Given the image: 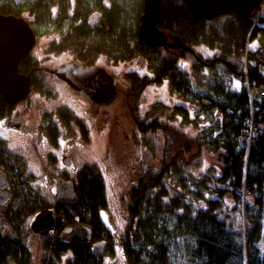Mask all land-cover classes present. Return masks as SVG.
Wrapping results in <instances>:
<instances>
[{
  "label": "flooded vegetation",
  "instance_id": "af4514ba",
  "mask_svg": "<svg viewBox=\"0 0 264 264\" xmlns=\"http://www.w3.org/2000/svg\"><path fill=\"white\" fill-rule=\"evenodd\" d=\"M65 2L53 0L55 7L62 6L56 9H44L39 4L37 11L33 12L25 10L21 3L12 4L6 0L0 9L5 17L26 20L35 36L30 54L18 63L19 74L29 79V92L20 99L10 100L0 94V246L9 251L10 246L25 244L30 236L46 242L60 239L65 228L78 222L92 229L94 237L91 243L117 231L128 235L136 227L137 219L151 213L157 206L154 199L157 185L170 180L176 166L181 170L187 167L191 163V155L197 151L185 153L177 147L169 152L168 145L164 144L165 148L159 155L162 158L154 159L153 151L147 149L150 145H146L145 134L152 130L153 124L164 129L166 122H153L156 116L148 118L147 99L144 97L147 91L150 98L162 94L169 85L181 95H193L192 83L187 78L193 70L192 63L194 61L202 69L209 63L200 65L194 56L182 49L155 47L140 37L139 43L148 52L146 56L138 52L134 57L135 53L128 50L126 57L116 58L104 52L109 45H97L89 39L94 26L103 28L99 12H91L96 7L90 6V0H67L69 7H65ZM96 67L114 78L118 97L111 105L95 103L87 94L74 89L62 75L55 73L56 69H77L87 80L92 73L81 69L94 68L96 71ZM173 92L169 90L167 96ZM179 106L183 108L184 115L188 114L185 105ZM125 120L130 121L131 127L135 126L134 133L129 136L123 129L125 141L121 146L108 145L103 149L101 159L102 168L108 172L114 166H122L114 156L129 157H121L125 165L124 185L117 195L122 202L113 208L114 221H109L108 226L104 225L103 216L105 214L111 220L112 215L101 212L109 201L108 197L105 198L106 185L97 162L92 164L101 171V179L90 169L87 172L82 169L84 176L77 184L69 176L78 173L80 168L75 167V159H72L76 155L75 150L82 155L97 153V142H101L104 136V142L107 141V137L118 132L119 124L124 125L120 122ZM111 150H115L116 155L111 152L113 157L109 156ZM65 157H69L70 164H65ZM87 160L88 157H82L80 165L86 164ZM58 178L73 181L76 203L57 200ZM91 179H95L97 188H101L105 203L93 208L84 197V207L79 211V192L93 184ZM125 198L127 205L122 206ZM48 208L55 215L54 228L48 236L34 233L31 222L38 211Z\"/></svg>",
  "mask_w": 264,
  "mask_h": 264
},
{
  "label": "rangeland",
  "instance_id": "374dc122",
  "mask_svg": "<svg viewBox=\"0 0 264 264\" xmlns=\"http://www.w3.org/2000/svg\"><path fill=\"white\" fill-rule=\"evenodd\" d=\"M11 1L12 4L21 3L24 5L25 10L30 9L33 12L37 11V7L42 6L44 9H56L62 8V6L55 7L53 5V0H7ZM6 0H0V9L5 6ZM165 6L168 2L165 0L163 2ZM143 0H90V6H95L93 11H98L101 17V26L103 28H96L92 33L90 40H94L95 44L103 43L104 45H109L104 52H109L114 55V57H126L127 53L133 51L134 57L138 52L143 55H147L146 49L141 43H139L138 28L141 18V13L143 9ZM70 4L65 2V7H69ZM46 7V8H45ZM264 20H261L258 24L255 36L248 41L249 50H256L259 45L264 44ZM211 30H215L211 26ZM194 45L197 52L201 56L215 58L220 56H225L226 48L218 41H212L205 36L191 44ZM130 50V51H128ZM153 55L156 53L151 52ZM215 56V57H214ZM235 64L242 67L241 54L239 49H237L236 57L234 58ZM193 70L187 76L189 82L192 83L191 88L193 89V95L180 94L176 88L169 85L167 89L158 94L157 96L148 97L147 94L144 100L147 99L146 104L148 110V118L156 116L153 122L161 121L170 124L173 129L165 130L158 124H153L150 131L146 132L147 138V149L153 151L154 159L162 158L159 155L164 150V144L170 140L169 143L173 144V149L178 144L176 133L174 131L180 130L181 133H186L184 135L189 136L188 138L199 139L203 143V154L198 155L192 162L185 167L180 169L176 166L172 169L171 179L167 180L164 185H157L155 194L160 195V200L157 202V206L152 209L151 213H146L145 216H140L137 219L136 227L138 232H136V227L127 233L115 232L112 236L106 235L103 239L106 240L109 248H107L102 255H96L91 259V264H196L195 260L190 254L191 246L193 245V236L188 233L187 223L192 220L187 214L189 211H196V207L203 209H212L216 211L219 218H224L228 223L231 224V230L233 231V236L235 239L242 243L243 252L246 254L252 253L248 249V238L247 234H253L252 225L256 219L255 211H244L242 212V207L236 206V203L232 196L222 193L223 196H219L218 187L224 185L217 180L221 177L220 166L218 164V152L222 150L224 143L229 144L231 141L235 144H239L238 150H240L243 145L237 141L233 134V125H237L238 119L231 106L237 105V100L234 98V92H241L247 89L249 96L257 101H264L262 91L264 86L262 84H244L243 88L237 90V78L222 64L215 63V65L206 66L202 69L200 66L192 63ZM181 76V75H179ZM186 79V78H184ZM240 80V78H238ZM172 90L174 92L167 96V93ZM203 97H206L205 99ZM249 99V103H250ZM212 102L209 107H206ZM178 103V104H175ZM207 103V104H206ZM179 104L185 105V111L188 114H183V108ZM190 109V110H189ZM183 115H180V114ZM232 114L233 117H232ZM264 125V121H261ZM124 125L118 127V132L113 133V136L107 137V141L104 142L102 138L101 142H97V153L92 152L88 155H82L79 151L75 150L76 155L73 156L75 159V167H80L78 173L70 175V179L74 180L77 184L80 178H83L82 169L86 172L90 169L91 172H95L101 179V168L103 172V179L105 181L107 195L109 204L107 207L101 211L109 214L111 220L106 218L104 214L103 222L104 225L109 226V221H114V216L112 213L113 208L122 200L118 199V192L121 193L123 189V177L125 172L123 171L125 165L121 157L129 158L128 156H122L120 158L119 154H115L114 151L109 152V156L112 153L117 160H120L122 166H114L111 171H106L102 168V154L103 149L109 146H115L121 144L125 141L122 130L126 131V134L134 133L135 126L131 127L130 121L120 122ZM73 127L71 128V135H73ZM163 129V130H162ZM232 130L231 131H228ZM241 130V129H240ZM231 132V135L229 134ZM242 132V130H241ZM243 133V132H242ZM229 134V138H228ZM246 136V133L242 134ZM225 136V138H223ZM234 136V137H233ZM183 138V137H179ZM231 138V139H230ZM230 141L228 142V140ZM128 145V144H126ZM129 147V146H127ZM112 152V153H111ZM104 155V154H103ZM82 157H88L87 163L80 165ZM109 159V158H108ZM157 159V161H158ZM93 162H97L98 167L93 165ZM91 163V164H89ZM89 166L91 168H89ZM253 166H247L246 171L254 172ZM90 175V174H89ZM128 189L131 187L128 185ZM264 189V188H263ZM264 194V192H263ZM177 197L183 198L184 201L178 203V207L173 206L176 204ZM245 199L251 201L252 196L246 195ZM158 201V199L156 198ZM84 193L79 192L78 199V210L83 209L84 204ZM107 201V200H106ZM107 201V202H108ZM127 198L123 201L122 206H126ZM170 202L169 206H163V203ZM216 203L217 205H214ZM171 205V206H170ZM241 208V213L239 209ZM123 217V216H122ZM124 219V218H123ZM264 223V216H261ZM135 222V221H134ZM135 226V224H134ZM241 228L242 235H238L234 230ZM151 237L154 242L145 243L148 237ZM253 236H255L253 234ZM54 238V237H53ZM252 246L258 249L260 255L264 254V229L261 230L260 235L253 237ZM68 242V240L63 239H52L46 242L40 238L30 236L26 240L25 244L17 246H10L11 251L7 250L8 260L6 264H20L24 261L28 264H71L74 259V248L75 244ZM78 242V241H77ZM66 244V249L62 251L59 255L52 254V250H57L61 244ZM158 243H162L165 252V258L162 260L160 258L161 251L158 249ZM88 244V243H85ZM92 252L91 243L88 244ZM17 248L19 249L17 251ZM24 250V251H23ZM130 250V251H128ZM16 251L17 254H14ZM151 253L157 254V256L152 259ZM19 254V255H18Z\"/></svg>",
  "mask_w": 264,
  "mask_h": 264
},
{
  "label": "trees",
  "instance_id": "16d2710c",
  "mask_svg": "<svg viewBox=\"0 0 264 264\" xmlns=\"http://www.w3.org/2000/svg\"><path fill=\"white\" fill-rule=\"evenodd\" d=\"M168 5L162 2L161 6V17L159 23L163 29L166 31L177 33L182 36L190 45L196 41H200L203 36L206 35L207 38L212 39V41H218L220 44L226 48L225 56H218L215 58H207V62L213 61L210 65H215V63H222L230 72L236 77L244 80L246 74L249 76V84H262L264 86V65L256 62V57L254 52L250 51L247 46L256 34L258 24L261 20H264V12L256 16L242 15L239 13L223 14L213 18V20H204L195 17L192 13H189L185 3L182 0H166ZM211 26L215 30H211ZM264 30V28H263ZM192 46V45H191ZM194 46V45H193ZM237 49L241 54L242 59L245 57V63L255 64L252 67L254 69H244V67L235 64L234 58L236 57ZM234 98L237 100L236 106H231L233 109L232 113L237 112V125H233V134L237 141L244 145L245 138L241 135V128L244 123L250 118L252 108L249 103V99L254 100L247 93V89L241 92H234ZM204 99L206 97H203ZM259 102V101H258ZM210 106L212 102H207ZM206 103V104H207ZM259 103L264 104V101ZM234 114H232L233 117ZM235 117V116H234ZM233 117V118H234ZM257 122L260 127L264 129L261 121H264V116H256ZM165 130H171L173 127L168 123L165 124ZM231 131L232 130H229ZM177 137L178 145L173 149V144L167 142V149L169 152L175 151L176 148L181 147V151L185 153L197 150L195 154L191 155V159L194 160L198 155L204 156L203 154V143L195 139H189L186 135L184 136L179 130L174 131ZM231 132L229 134L231 135ZM228 134V138H229ZM233 136V137H234ZM183 137V138H179ZM225 138V136H223ZM231 139V138H230ZM228 140V142L230 141ZM239 144L230 142L229 144L224 143L222 150H219L217 156L218 164L220 166L221 177L217 180L221 182L224 187H218L219 196H223L222 193L232 196L236 206L242 207V212L244 211H255L256 219L252 225L253 234H247L248 238V249L252 253L243 252L242 243L235 239L233 236V231L231 230V224L228 223L224 218H219L216 214L214 208L203 209L197 208L196 211H189L188 217H191L190 223H187L189 228L188 233L193 236V245L190 249V254L195 260L196 264H264V254L260 255L258 249H255L253 244V237L260 235L261 230L264 229L263 219L264 216V132L257 137V141L251 144V147L244 152L241 148L238 150ZM192 160L190 162H192ZM247 166H253L254 172H247ZM95 179H91V184L84 191V197L88 200V205L90 207H101L105 201L102 195L101 188H97ZM247 190H244L243 187ZM161 194H155L154 199H158L159 202ZM246 195H251V201L245 199ZM184 201L183 198L177 197L176 204L173 206L178 207V203ZM170 202L163 203V206H169ZM214 205H217L214 203ZM171 206V205H170ZM241 213V208L239 209ZM239 236L242 235L241 228L235 229ZM154 242L149 236L145 243ZM76 245L74 248V259L71 264H91V259L95 257L91 253V249L88 244L80 242H72ZM61 247L57 250H52V254H60L66 249V244L62 243ZM7 247V246H6ZM158 249L161 251L160 258L164 260L165 252L162 243H158ZM19 249L17 248V251ZM24 251V250H23ZM130 251V250H128ZM5 246H0V264H6L8 260V253ZM14 254H17L14 251ZM19 255V254H18ZM56 256V255H55ZM93 256V257H92ZM157 256L155 253H151L152 259ZM20 264H28L23 262Z\"/></svg>",
  "mask_w": 264,
  "mask_h": 264
},
{
  "label": "water",
  "instance_id": "95a60500",
  "mask_svg": "<svg viewBox=\"0 0 264 264\" xmlns=\"http://www.w3.org/2000/svg\"><path fill=\"white\" fill-rule=\"evenodd\" d=\"M263 0H182L189 13L204 20L223 16V14L239 13L254 16L256 9ZM162 0H143V9L138 28V37L146 44L166 49L184 50L196 58L202 64L209 65L213 62L203 61L198 56L194 46L186 43L177 33L166 31L159 25L161 17ZM34 31L26 20L22 18L5 17L0 13V94L7 100L20 99L30 90L29 79L26 75L19 74V60L30 54L35 43ZM91 74V78L84 79L83 73L71 68L56 69L55 73L62 75L72 87L85 95L87 94L95 103L111 105L118 97L115 89L114 78L102 68H85ZM102 70V71H100ZM107 75H106V74ZM65 164H70L69 157L64 158ZM56 183V198L64 203H76L77 197L74 191L73 181H65L58 178ZM50 208L37 212L30 226L34 233L48 236L54 228L55 215ZM92 229L84 223H73L65 228L60 238L63 240L91 243L93 239ZM92 252L102 255L107 249L106 240H95Z\"/></svg>",
  "mask_w": 264,
  "mask_h": 264
},
{
  "label": "built area",
  "instance_id": "2783aa9c",
  "mask_svg": "<svg viewBox=\"0 0 264 264\" xmlns=\"http://www.w3.org/2000/svg\"><path fill=\"white\" fill-rule=\"evenodd\" d=\"M256 10L257 11L254 16H256L257 14L260 15L262 12H264V0L261 2V4ZM254 56L256 57L257 60L259 59L264 62V49L258 48L257 51L254 52ZM245 57L243 58L244 60ZM262 95L264 97V91L262 92ZM250 105L252 108L250 118L244 123L243 127L241 128L243 133H240L241 135L246 133V136L243 137L247 142H245V144L242 147L246 155H247L246 151L249 149V147H251V144L255 143L257 141L256 140L257 137L264 132V129L260 127L258 124H256L257 122L256 116L259 117L264 116V104H261L256 100H252ZM243 189L247 190L245 186L243 187Z\"/></svg>",
  "mask_w": 264,
  "mask_h": 264
},
{
  "label": "bare ground",
  "instance_id": "6f19581e",
  "mask_svg": "<svg viewBox=\"0 0 264 264\" xmlns=\"http://www.w3.org/2000/svg\"><path fill=\"white\" fill-rule=\"evenodd\" d=\"M259 48H263V47H259ZM263 49H264V48H263ZM197 53H198V56H200V58H201L203 61L205 60V61L207 62V58H209V57L201 56L199 52H197ZM195 59H196V58H195ZM198 62H199V61H198ZM242 62H243L242 65H244V69H247V68H248V69H254V67H252V66H253V65H256V63H255V64L245 63V60H244V59H242ZM256 62H257V63L259 62L260 64L264 65V62L261 61V60H259V59H258V60L256 59ZM199 63H200V65H203V66H204V64H205V63L202 64L201 62H199ZM198 65H199V64H198ZM263 72H264V71H263ZM245 76H246V78H245L244 80L242 79V82H243L244 84H245V83L248 84V83H249V76H248L247 74H246ZM236 78H239V77H236ZM240 80H241V78H240ZM263 91H264V90H263ZM263 91H262V92H263ZM247 93H248V91H247ZM248 95H249V93H248ZM256 140H257V139H256Z\"/></svg>",
  "mask_w": 264,
  "mask_h": 264
},
{
  "label": "crops",
  "instance_id": "0c3cea01",
  "mask_svg": "<svg viewBox=\"0 0 264 264\" xmlns=\"http://www.w3.org/2000/svg\"><path fill=\"white\" fill-rule=\"evenodd\" d=\"M258 47H263V48H264V44H263V45H259ZM258 47H257V48H258ZM247 48H248V49H250V48H249V46H247ZM253 51H254V50H253ZM262 73L264 74V72H263V71H262ZM237 82H238V83H239V85H240V87H239V88H241V89H242V88H243V87H242V86H243V82H242L241 80H239L238 78H237ZM254 100H255V99H254ZM256 101H257V100H256ZM250 102H251V101H250Z\"/></svg>",
  "mask_w": 264,
  "mask_h": 264
},
{
  "label": "snow or ice",
  "instance_id": "6c2138e0",
  "mask_svg": "<svg viewBox=\"0 0 264 264\" xmlns=\"http://www.w3.org/2000/svg\"><path fill=\"white\" fill-rule=\"evenodd\" d=\"M239 87H240V85H239V83H237V85H236L237 90L239 89Z\"/></svg>",
  "mask_w": 264,
  "mask_h": 264
}]
</instances>
